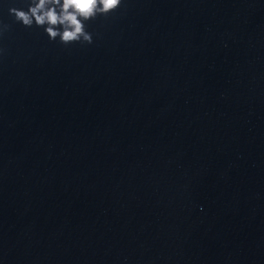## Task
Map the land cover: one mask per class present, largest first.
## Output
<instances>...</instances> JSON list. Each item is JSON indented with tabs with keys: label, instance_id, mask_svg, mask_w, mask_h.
Listing matches in <instances>:
<instances>
[{
	"label": "water",
	"instance_id": "1",
	"mask_svg": "<svg viewBox=\"0 0 264 264\" xmlns=\"http://www.w3.org/2000/svg\"><path fill=\"white\" fill-rule=\"evenodd\" d=\"M27 6L0 0V264H264V0H122L68 46Z\"/></svg>",
	"mask_w": 264,
	"mask_h": 264
},
{
	"label": "clouds",
	"instance_id": "2",
	"mask_svg": "<svg viewBox=\"0 0 264 264\" xmlns=\"http://www.w3.org/2000/svg\"><path fill=\"white\" fill-rule=\"evenodd\" d=\"M121 4L122 0H27L26 11L10 8L9 15L25 28H43L50 42L58 38L64 46L91 44L87 23L111 15Z\"/></svg>",
	"mask_w": 264,
	"mask_h": 264
}]
</instances>
